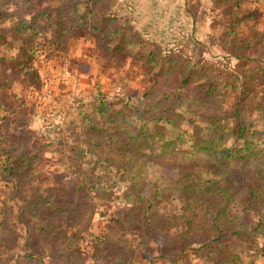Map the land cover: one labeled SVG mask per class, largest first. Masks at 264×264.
I'll use <instances>...</instances> for the list:
<instances>
[{
    "label": "trees",
    "instance_id": "trees-1",
    "mask_svg": "<svg viewBox=\"0 0 264 264\" xmlns=\"http://www.w3.org/2000/svg\"><path fill=\"white\" fill-rule=\"evenodd\" d=\"M5 1L0 0V6ZM102 1L85 0L80 15L87 28L106 38L115 31L105 28L104 22L123 16L126 24L114 26L121 34L118 39L124 42L140 36L129 19L132 2L120 14L109 8L98 10ZM213 3L222 15L215 20L224 18L226 22L227 28L219 41L233 64L222 69L201 58L183 57L182 50H168L162 55L161 46L152 42L145 63L182 61L177 68L188 67L189 73L183 76L176 91L164 90L159 97L149 95L148 100H156L150 106L163 105V111H167L169 106L165 102L170 96L175 99L174 106L183 105L190 98L189 92L190 105L204 106L221 84L230 90L243 86L244 92H249L254 81L264 82V36L250 23L256 18V6L251 0H213ZM9 16L8 12L0 11V46L10 44L9 36L18 42V51L9 57L13 67L8 74L13 77L34 70L35 54L43 53L50 36L61 37L73 30L71 23L70 27L64 25L63 15L56 13L53 6L39 9L30 17L22 14L17 21L9 20ZM87 17L93 19L91 23L86 21ZM36 36L41 37L37 40ZM4 62L7 60L0 56V63ZM194 88H202V92L195 94ZM181 90L187 91L183 94ZM101 105H95L93 110L103 113L105 106ZM142 109L138 106L134 111H107L105 119L97 123L90 118L91 113L88 123L72 126L70 136L74 143L69 146L66 142L58 143L66 157V179L55 180L50 196L38 180L43 171L44 142L32 147L34 131L29 126L30 119L0 105V173L10 186V194L22 195L25 202L20 213L30 215L25 220L28 236L22 245L17 244V237L12 235L16 224L6 214L11 206L3 202L0 212L6 215L0 218V264H47L41 250H32L35 239L42 241L46 237H51L54 244L59 243L56 245L62 244L65 252L70 251L74 241L71 253L78 260L82 253H91L95 261L89 264H251L247 263L246 254L234 250L232 242L258 249L257 235H260V257L264 259V146L257 138L259 130L252 124H244L241 118V111L246 109H239V114L232 118L225 114L224 122L220 117L207 115L205 128L197 130L195 125L192 132L178 130L175 136L165 135L163 132L168 131L165 126L160 129L157 124H139V120L149 119ZM165 119L167 124L172 122L168 116ZM159 121L160 117L154 123ZM257 148L263 152L261 164L252 165L249 158L261 153L254 154ZM166 157L172 160L166 163L168 166L176 163V176L161 183L146 180L152 168L166 165L162 163ZM35 180L37 184L33 186ZM118 185L124 187L122 206L115 216H110L106 229L100 227L98 233H92L90 219L102 205L98 200L107 189ZM234 194L243 199L238 212L232 204ZM40 205L57 215L58 221L48 224L39 213ZM239 213L243 214V221ZM64 222L72 223L73 227L66 229ZM134 231L139 235L138 241ZM131 234L134 236L130 237ZM151 235L159 236L162 243L148 246L146 238H152ZM84 242L87 247L83 249ZM138 248L147 250L149 256L139 257ZM191 252L198 263H193Z\"/></svg>",
    "mask_w": 264,
    "mask_h": 264
},
{
    "label": "rangeland",
    "instance_id": "rangeland-1",
    "mask_svg": "<svg viewBox=\"0 0 264 264\" xmlns=\"http://www.w3.org/2000/svg\"><path fill=\"white\" fill-rule=\"evenodd\" d=\"M129 1L133 3V12L129 19L134 30L140 32V36L124 42L118 39L121 34L114 26L117 24L118 28L123 27L126 24V18L121 16L115 21L107 19L104 22L105 28H110L115 33L111 31L112 34L108 33L106 38H102L99 32L94 33V30L87 28L83 22L80 14L85 8V0H6L5 4L0 6V11L10 14L9 20L16 21L22 14L30 17L39 9L53 6L56 13L60 12L63 15L64 25L68 26L71 23L73 28L64 36L57 38L50 36L47 39L43 53L37 51L35 54L33 60L35 72L32 71L33 73L30 72L28 75L19 73L13 77L8 74V71L12 72L13 67L9 57L18 51L17 40L9 36L10 44L0 46V56L7 60L3 64L0 63V105L2 108L5 106L8 110L15 111L18 116L23 115L30 119L29 126L34 131L32 138L35 139L30 140L32 147H36L39 141L44 142L41 149L44 157L43 171L38 180L42 181L41 188H46V193L50 196V189L56 186L55 180L63 181L67 173L66 163H64L65 153L63 154V147L58 143L66 142L67 146L74 143L71 140L70 128L88 123L91 113L93 115L90 118L97 123L105 119L107 111L109 113L129 109L134 111L139 106L149 115V119L139 120V124L148 123L150 126L157 124L160 129L165 126L168 131L163 133L175 136L178 130L192 132V127L195 125L198 126L197 130L205 128L207 115L220 117V121L224 122L225 114L231 115L232 118L234 114H239L237 113L239 109L245 108V111H241V118L244 124H252L253 128L259 130L260 136L257 138L264 146V97H261L262 94L264 95V82L256 84L254 81L249 92H244L243 86L230 90L229 87L224 88L222 84H219V88L214 91L213 96L204 106L190 105L191 92H189L190 98L185 100L188 107L186 102L183 105L174 106L175 99L170 96L165 102L169 106L167 111H163V105L150 106L156 100L147 99L149 95L159 97L164 90L176 91L183 76L189 73L188 67L177 68L182 61L175 63L160 60L158 63H145V55L153 48L152 42L161 46L162 55H166L168 50H182L183 57L201 58L207 60L208 64L211 62L222 69L233 64L234 61L225 56L219 41L227 27L226 22H223L224 18L215 20L222 15H219V8L214 6L213 0H103L98 10L109 8L124 14L123 9ZM251 1L256 6L254 7L256 18L250 23L264 36V0ZM92 20L91 17L86 18L87 22L91 23ZM45 21L46 18L42 19L43 23ZM52 23L55 25L54 21ZM40 37L34 38L39 40ZM115 45L120 46L115 47ZM153 51L156 50L153 49ZM186 91L180 92L184 94ZM193 92L201 93L202 88H194ZM98 104H102L101 107L105 106V108L110 106V109L103 108V113L93 110ZM165 116H168L172 122L167 124ZM159 117L160 121L154 123ZM109 121L111 123V120ZM114 124L112 122V125ZM258 152L261 151L257 148L254 154ZM262 153L251 156L248 162L252 165L261 164L259 159H262ZM205 157L206 155L202 158ZM171 162L172 160L168 157L162 161L163 164ZM175 164L152 168L146 180L167 182L178 173ZM36 182L37 180L34 181L33 186L37 184ZM122 186L107 189L101 195L98 203L102 205L97 207L90 219L92 233H98L100 227L106 229L110 216H115L122 206L124 190ZM242 200L238 194L235 196L232 203L235 210L240 211ZM4 201L6 206H11L6 212L8 219L16 224L12 235L17 237V242L19 241L17 244L22 245L23 239L28 236L25 220L27 221L30 215L20 213L25 201L20 194H10V186L6 183L3 173H0V207ZM39 207V213L46 217L48 224L58 221L57 215L50 213L46 207L41 208L42 205ZM6 214L0 212V218ZM239 217L243 221V214L239 213ZM64 227L71 229L73 224L64 222ZM134 232L137 234L135 238L138 241L139 235L137 231ZM132 236L134 235L131 234L130 237ZM67 237L70 241L72 236L69 234ZM153 238L155 239L152 241ZM257 238L258 249L246 247V244L239 241L232 242L234 250L246 254L247 263L264 264V259L260 257L262 239L260 235H257ZM146 240H148V246H158L162 243L159 236L146 238ZM73 243L74 241L71 242L70 251L65 252L61 248L62 244L56 245L59 243L54 244L51 237H46L42 241L35 239L32 250H41L46 255L44 259L47 264H89L95 261L91 253H82L78 260L71 253ZM82 247L83 249L87 247L85 242ZM14 251H20V249H14ZM137 253L139 257L149 256V252L143 251V248H138ZM190 257L193 263L198 261L192 252Z\"/></svg>",
    "mask_w": 264,
    "mask_h": 264
}]
</instances>
